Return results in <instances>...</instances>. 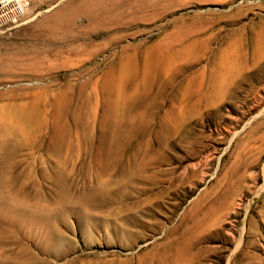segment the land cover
Instances as JSON below:
<instances>
[{
  "label": "rangeland",
  "instance_id": "obj_1",
  "mask_svg": "<svg viewBox=\"0 0 264 264\" xmlns=\"http://www.w3.org/2000/svg\"><path fill=\"white\" fill-rule=\"evenodd\" d=\"M84 1L0 30V264H264V0Z\"/></svg>",
  "mask_w": 264,
  "mask_h": 264
},
{
  "label": "bare ground",
  "instance_id": "obj_2",
  "mask_svg": "<svg viewBox=\"0 0 264 264\" xmlns=\"http://www.w3.org/2000/svg\"><path fill=\"white\" fill-rule=\"evenodd\" d=\"M154 4H155V0H86L77 8V10L72 11L73 2H71L67 5H65L64 7H62L61 9L55 11L52 15L48 16L46 18V22H44V23L47 24L48 28H51L54 30L59 29V30L65 31L67 28L70 27L71 21L73 19H75L74 17L85 16L86 18H88L89 23L90 22L92 23V25H96V26H100V27L102 26L103 29H106V23L108 25V23H113V21L115 22V20H117V17H119V18L124 17L125 18L126 14H130V13L132 15L134 13L137 14L138 12L143 11L147 8L150 9V8L154 7L155 6ZM120 9H123L122 14L120 12ZM131 14H130V16H131ZM114 17H116V19ZM133 19H135V18L133 17ZM120 21H123V20H120ZM24 23H25V21H24ZM122 23L123 22H121V24ZM111 26H113V25L111 24ZM100 27H98V28H100ZM221 83L222 82L218 81L217 85H219ZM115 157H117V156L116 155L112 156L109 159V161L113 160ZM113 161H115V160H113ZM117 161H118V159H117ZM188 249H189V247H176V248L170 247L169 251L172 252L174 255L173 256V264H181L186 258V253L188 252Z\"/></svg>",
  "mask_w": 264,
  "mask_h": 264
},
{
  "label": "built area",
  "instance_id": "obj_3",
  "mask_svg": "<svg viewBox=\"0 0 264 264\" xmlns=\"http://www.w3.org/2000/svg\"><path fill=\"white\" fill-rule=\"evenodd\" d=\"M29 7L30 0H0V30L24 23Z\"/></svg>",
  "mask_w": 264,
  "mask_h": 264
}]
</instances>
